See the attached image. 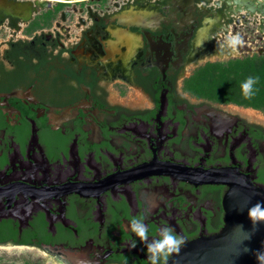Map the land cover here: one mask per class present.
I'll use <instances>...</instances> for the list:
<instances>
[{
	"label": "flooded vegetation",
	"instance_id": "af4514ba",
	"mask_svg": "<svg viewBox=\"0 0 264 264\" xmlns=\"http://www.w3.org/2000/svg\"><path fill=\"white\" fill-rule=\"evenodd\" d=\"M228 2L0 0V186L100 181L160 160L237 167L264 187V122L184 89L202 57L228 48L217 41L236 29ZM226 190L150 173L98 195L18 190L7 207L1 194L0 246L58 264H150L133 217H147L150 239L168 226L188 242L221 225Z\"/></svg>",
	"mask_w": 264,
	"mask_h": 264
},
{
	"label": "water",
	"instance_id": "95a60500",
	"mask_svg": "<svg viewBox=\"0 0 264 264\" xmlns=\"http://www.w3.org/2000/svg\"><path fill=\"white\" fill-rule=\"evenodd\" d=\"M223 4L207 3L208 9ZM228 12L236 27L250 26L264 33V0H229ZM150 173H168L192 183H217L227 186L222 203L221 225L204 236L186 242L174 253L168 264H264V223L254 229L248 218V208L264 202V187L251 182L237 167L193 168L177 162L153 161L136 165L100 181L67 183L51 187H35L22 182L0 186V195L7 207L18 190L31 197L74 191L83 195H98L116 183L127 182ZM45 255L70 260L84 259L79 252L44 246Z\"/></svg>",
	"mask_w": 264,
	"mask_h": 264
},
{
	"label": "trees",
	"instance_id": "16d2710c",
	"mask_svg": "<svg viewBox=\"0 0 264 264\" xmlns=\"http://www.w3.org/2000/svg\"><path fill=\"white\" fill-rule=\"evenodd\" d=\"M250 76L258 78V82L253 97L245 99L241 84ZM184 89L216 102L234 103L264 112V54L208 61L185 80Z\"/></svg>",
	"mask_w": 264,
	"mask_h": 264
},
{
	"label": "rangeland",
	"instance_id": "374dc122",
	"mask_svg": "<svg viewBox=\"0 0 264 264\" xmlns=\"http://www.w3.org/2000/svg\"><path fill=\"white\" fill-rule=\"evenodd\" d=\"M231 31V30H230ZM244 32L248 35L243 37ZM239 37L240 42L234 46L230 44L232 37ZM217 41L220 46H228L219 53L207 54L202 57L201 62L209 59L214 60H226L236 57H244L255 53L264 54V33L260 34L256 28L250 26H240L232 30V34L227 36L218 37ZM245 113L251 116H255L257 119L264 122V112L261 110H255L252 108H245ZM0 264H58L51 259L45 257L35 248H19L15 246H0Z\"/></svg>",
	"mask_w": 264,
	"mask_h": 264
},
{
	"label": "clouds",
	"instance_id": "9594fccd",
	"mask_svg": "<svg viewBox=\"0 0 264 264\" xmlns=\"http://www.w3.org/2000/svg\"><path fill=\"white\" fill-rule=\"evenodd\" d=\"M240 42V38L232 37L230 44L235 45ZM258 82L256 77H248L242 84L241 90L245 99H251L255 94V85ZM248 218L252 222L254 229L264 223V202H257L248 208ZM146 216L133 217L128 225V230L144 243L147 259L150 264H168L169 257L178 253L185 244V238L174 233L171 227L164 226L159 229L158 238H149V227L145 223ZM130 246H137L136 240L131 241ZM264 258V257H262Z\"/></svg>",
	"mask_w": 264,
	"mask_h": 264
},
{
	"label": "crops",
	"instance_id": "0c3cea01",
	"mask_svg": "<svg viewBox=\"0 0 264 264\" xmlns=\"http://www.w3.org/2000/svg\"><path fill=\"white\" fill-rule=\"evenodd\" d=\"M247 38V37H246Z\"/></svg>",
	"mask_w": 264,
	"mask_h": 264
}]
</instances>
